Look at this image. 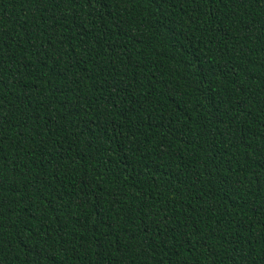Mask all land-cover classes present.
Returning a JSON list of instances; mask_svg holds the SVG:
<instances>
[{"label":"trees","instance_id":"obj_1","mask_svg":"<svg viewBox=\"0 0 264 264\" xmlns=\"http://www.w3.org/2000/svg\"><path fill=\"white\" fill-rule=\"evenodd\" d=\"M0 264H264V0H0Z\"/></svg>","mask_w":264,"mask_h":264}]
</instances>
